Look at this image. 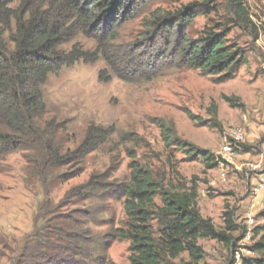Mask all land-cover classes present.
<instances>
[{
  "label": "rangeland",
  "instance_id": "374dc122",
  "mask_svg": "<svg viewBox=\"0 0 264 264\" xmlns=\"http://www.w3.org/2000/svg\"><path fill=\"white\" fill-rule=\"evenodd\" d=\"M190 7L196 16L175 30L196 39L207 27H227V38L245 55L232 79L217 82L184 67L172 52L179 37L149 31L155 12L175 15ZM245 7L257 28L256 41L250 28L235 24L228 0L150 1L118 29L107 52L109 64L99 58L48 75L41 87L43 119L58 123L63 151L82 143L90 123L114 133L73 169L47 172L45 185L32 176L25 151L0 157V264H99V258L129 264L128 243L110 235L125 224L123 200L111 195L129 180L130 155L196 185V208L216 230H223L225 214H232L235 247L198 240L203 264H239L241 256L250 255L247 248L258 238L253 231L264 224L259 216L264 212V0H245ZM74 42L88 51L96 48L82 35L62 48ZM160 122L172 123L179 138L207 151L217 165L207 169L200 158L166 150ZM123 134L132 138L123 140ZM92 178L91 195L64 197Z\"/></svg>",
  "mask_w": 264,
  "mask_h": 264
},
{
  "label": "trees",
  "instance_id": "16d2710c",
  "mask_svg": "<svg viewBox=\"0 0 264 264\" xmlns=\"http://www.w3.org/2000/svg\"><path fill=\"white\" fill-rule=\"evenodd\" d=\"M150 1L153 0H0V157L25 151L32 176L45 185L47 172L79 165L85 155L107 141L113 128L90 123L82 143L73 151H63L56 135L58 123L43 119L47 112L41 87L49 74L78 62L92 64L101 58L109 64L107 52L118 37V29ZM228 3L235 24L250 28L253 40H258L245 0ZM207 5L208 2L204 6ZM196 11L190 7L175 15L155 12L148 29L156 37L161 33L179 37L172 52L184 67L226 82L245 64V55L227 38L229 30L223 25L205 28L196 39L175 30L191 22ZM78 35L94 40L96 48L88 51L78 42L68 50L62 48ZM101 74L99 81L104 80ZM157 126L166 150L181 151L193 161L200 158L207 169L217 165L207 151L179 138L172 123L160 122ZM121 136L123 140L131 137ZM129 158V180L111 195L123 200L125 224L110 235L112 241L128 243L129 264H203L200 239L216 241L228 250L235 247L233 234L237 228L231 213L225 214L224 229L216 230L196 208V185L182 182L173 170H156L136 161L135 155ZM77 170L70 174L75 175ZM65 176L66 173L61 178ZM92 180L64 197H88L96 187ZM82 189L85 191L80 192ZM259 216L264 220V212ZM253 234L258 238L247 248L250 255L241 256L239 264H264V224L256 227ZM97 261L112 264L100 258Z\"/></svg>",
  "mask_w": 264,
  "mask_h": 264
},
{
  "label": "built area",
  "instance_id": "2783aa9c",
  "mask_svg": "<svg viewBox=\"0 0 264 264\" xmlns=\"http://www.w3.org/2000/svg\"><path fill=\"white\" fill-rule=\"evenodd\" d=\"M223 151H224L225 153H227V154H230V153H229V145H225V146L223 147Z\"/></svg>",
  "mask_w": 264,
  "mask_h": 264
}]
</instances>
